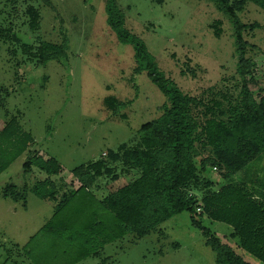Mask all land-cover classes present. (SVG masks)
Returning <instances> with one entry per match:
<instances>
[{
  "label": "rangeland",
  "instance_id": "1",
  "mask_svg": "<svg viewBox=\"0 0 264 264\" xmlns=\"http://www.w3.org/2000/svg\"><path fill=\"white\" fill-rule=\"evenodd\" d=\"M117 4L126 26L142 37L160 69L185 92L200 94L209 86L232 83L238 61L233 29L212 0H117ZM30 5L40 14L35 29L27 13ZM216 20L222 21L219 36L211 25ZM243 21L263 25L244 33L256 46L248 48L247 55L258 65L257 83L251 88L259 96L264 92V12L251 4ZM37 37L61 44L62 52H26L23 44H33L36 52ZM186 64L195 76L181 73ZM136 66L132 45L119 41L107 23L105 0H0V129L16 116L34 137L32 151L21 154L17 146L23 139L20 143L0 139V165L9 162L0 174V264H215L208 237L187 211L143 237L129 233L112 242L99 237L89 245H82L77 227L75 232L45 229L63 221L80 225L86 219H101L107 210L93 214L88 208L80 213L83 199L104 197L131 178L122 174L117 179L98 178L89 192L75 194L70 206L79 213L73 217L67 211L56 213L60 195L56 200L41 194L56 189L61 194L63 184L78 188L75 167L134 142L142 125L160 115L158 107L167 97ZM109 94L126 106L116 113L109 110L103 104ZM28 158L39 162L25 173ZM208 172L216 174L213 168ZM47 178L55 188L42 186L37 193L34 183ZM197 219L221 238L232 231L206 215ZM227 241L251 263L264 264Z\"/></svg>",
  "mask_w": 264,
  "mask_h": 264
},
{
  "label": "trees",
  "instance_id": "2",
  "mask_svg": "<svg viewBox=\"0 0 264 264\" xmlns=\"http://www.w3.org/2000/svg\"><path fill=\"white\" fill-rule=\"evenodd\" d=\"M212 1L233 29L238 58L236 71L230 85L224 82L209 86L200 94H191L160 69L142 37L126 26L117 0H105L107 23L119 41L132 45L135 69L145 71L167 101L158 107L161 113L157 118L142 125L141 135L134 142L123 143L116 150L103 152V157L75 167L72 173L81 183L78 188L63 184L65 191L61 194L57 189L41 191L49 199L57 200L60 195L56 213L67 211L73 217L88 208L93 214L99 209L107 210L100 215L101 219H86L80 225L77 221L69 225L63 221L55 226L47 225L46 230L69 228L75 232L77 227L83 236L82 245H89L99 237L112 242L129 233L143 237L174 215L187 211L192 223L208 237L206 244L215 252V264H253L228 239L264 262V92L256 96L251 88L257 83L258 65L247 53L248 48L256 46L244 36L246 30L263 25L243 21V14L251 4L264 12V0ZM27 13L31 26L37 28L38 10L30 5ZM221 23L216 20L211 24L216 27L217 36L222 31ZM37 42L36 52L33 44H23L24 50L31 55L62 52L61 44L41 37H37ZM188 72L196 75L189 65L181 69L183 75ZM103 104L116 113L127 102L109 94ZM4 138L12 143L23 139L17 146L18 154L32 151L34 137L24 131L16 116L0 129V139ZM36 158L24 162L25 173L39 162ZM8 164L0 165V174ZM210 168L216 170L215 175L209 174ZM121 174L132 176L104 197L83 199V209L72 210L70 202L75 194L81 190L89 192L100 177L117 179ZM49 185L55 188L56 183L47 178L36 181L33 187L38 193L39 188ZM4 194H8L7 188ZM197 215L226 223L232 231L224 235L225 239L221 238L204 228Z\"/></svg>",
  "mask_w": 264,
  "mask_h": 264
},
{
  "label": "built area",
  "instance_id": "3",
  "mask_svg": "<svg viewBox=\"0 0 264 264\" xmlns=\"http://www.w3.org/2000/svg\"><path fill=\"white\" fill-rule=\"evenodd\" d=\"M216 169V168H215ZM201 212V207H198V213H200Z\"/></svg>",
  "mask_w": 264,
  "mask_h": 264
}]
</instances>
